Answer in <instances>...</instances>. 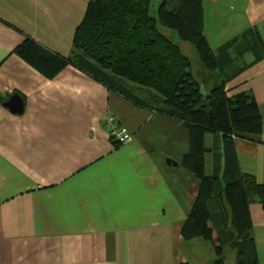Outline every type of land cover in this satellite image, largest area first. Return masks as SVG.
Instances as JSON below:
<instances>
[{
  "label": "crops",
  "instance_id": "obj_1",
  "mask_svg": "<svg viewBox=\"0 0 264 264\" xmlns=\"http://www.w3.org/2000/svg\"><path fill=\"white\" fill-rule=\"evenodd\" d=\"M87 2L0 0V264H210L212 247L180 233L199 185L181 165L189 148L182 123L134 105L72 66L47 79L15 53L29 36L68 54ZM203 13L212 49L254 30L232 55L239 64L262 56L226 89L250 92L259 106L262 132L235 138L234 146L241 170L264 182V0H203ZM248 43L255 51L243 53ZM205 83V90L213 85ZM13 95L20 112L6 105ZM107 116L132 138L114 142ZM214 140H204L206 173L215 163ZM249 213L264 264V209L252 203Z\"/></svg>",
  "mask_w": 264,
  "mask_h": 264
},
{
  "label": "trees",
  "instance_id": "obj_2",
  "mask_svg": "<svg viewBox=\"0 0 264 264\" xmlns=\"http://www.w3.org/2000/svg\"><path fill=\"white\" fill-rule=\"evenodd\" d=\"M203 15V0H161L157 8L153 0H88L68 54L29 36L15 53L47 79L72 66L134 105L180 121L189 143L181 165L199 184L181 225L182 239L207 242L215 255L211 264H258L249 206L264 209V182L241 170L234 140L260 134L262 115L250 92L229 94L226 84L262 55L247 64L232 55L251 29L212 49ZM184 42L193 46L198 64L183 52ZM255 47L244 44L242 52ZM208 79L214 84L205 90ZM207 134L215 138L212 173L205 172ZM229 252L235 253L231 262Z\"/></svg>",
  "mask_w": 264,
  "mask_h": 264
},
{
  "label": "built area",
  "instance_id": "obj_3",
  "mask_svg": "<svg viewBox=\"0 0 264 264\" xmlns=\"http://www.w3.org/2000/svg\"><path fill=\"white\" fill-rule=\"evenodd\" d=\"M105 127L117 143H125L132 138L129 130L115 116H107Z\"/></svg>",
  "mask_w": 264,
  "mask_h": 264
},
{
  "label": "rangeland",
  "instance_id": "obj_4",
  "mask_svg": "<svg viewBox=\"0 0 264 264\" xmlns=\"http://www.w3.org/2000/svg\"><path fill=\"white\" fill-rule=\"evenodd\" d=\"M161 2V0H153V4H154V8H157L158 7V5H159V3ZM163 31L166 33V34H168L169 35V37H170V39L171 40H179L178 39V37H177V35L174 33V32H172L171 30H168V29H163ZM184 44L186 45V47H184L183 46V52H185V53H188L187 55H193L194 53H193V50H194V48H193V46L190 44V43H188V42H184ZM193 49L192 51H191V49ZM193 57V56H192ZM192 60H194V58H192ZM193 64V63H192ZM193 65H196L195 63L193 64ZM212 84H214V81H213V83ZM106 122V121H105ZM110 138H111V136H110ZM112 140H114L113 138H111ZM115 141V140H114ZM207 171H209V170H207ZM228 257V256H227ZM207 260L210 262V264L213 262V260L215 259V255L214 254H212V253H207ZM226 261L227 262H229L230 260H229V258H227L226 259ZM192 264H198V262L197 261H194Z\"/></svg>",
  "mask_w": 264,
  "mask_h": 264
},
{
  "label": "water",
  "instance_id": "obj_5",
  "mask_svg": "<svg viewBox=\"0 0 264 264\" xmlns=\"http://www.w3.org/2000/svg\"><path fill=\"white\" fill-rule=\"evenodd\" d=\"M12 111L20 112L22 110V102L18 95H13L10 97L9 101L6 102Z\"/></svg>",
  "mask_w": 264,
  "mask_h": 264
}]
</instances>
